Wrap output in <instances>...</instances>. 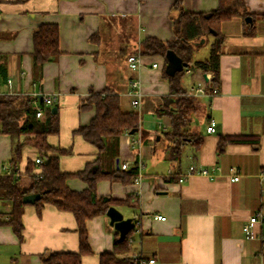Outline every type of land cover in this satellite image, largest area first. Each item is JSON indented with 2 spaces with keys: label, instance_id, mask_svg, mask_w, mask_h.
I'll use <instances>...</instances> for the list:
<instances>
[{
  "label": "crops",
  "instance_id": "0c3cea01",
  "mask_svg": "<svg viewBox=\"0 0 264 264\" xmlns=\"http://www.w3.org/2000/svg\"><path fill=\"white\" fill-rule=\"evenodd\" d=\"M177 4L188 13H208L218 9L219 0H0V74L12 79L14 95L58 97L51 108L57 109L59 132L47 141L67 151L60 155L63 172L76 174L96 161L108 171L124 163L129 168L144 164L138 182L104 179L96 186L98 198L113 199L125 219L140 222L129 251L118 257L143 256L154 264H264V244L247 239L243 231L264 208V0H245L248 16L221 24L219 93L196 97L200 108L191 124L202 135V145L198 151L185 145L180 161L171 162L165 139L171 119L158 112L176 97L165 75L167 61L142 55V67L133 71L127 56L141 53L146 38L175 40ZM43 24L58 26L60 54L37 69L33 34ZM154 62L159 68H152ZM187 75L185 71L181 84L188 93L206 80L202 70L190 73L189 82ZM131 79L141 84L137 108L128 95ZM105 90L120 95L124 110L139 113L140 128L107 139L110 151L100 153L75 131L96 116L95 105L88 102L91 92ZM0 94H7L5 86ZM211 119L216 133L209 134ZM221 135L240 136L242 141L228 144L219 154ZM26 138L21 136L20 142ZM15 144L9 134H0V176L10 166ZM36 159L40 150L25 144L20 173L32 162V173L39 174ZM190 166L208 169L213 176L194 175L179 182ZM236 175L239 180L232 181ZM67 186L76 192L89 188L76 177ZM11 210V202L0 199V264H42L45 252H79L78 226L70 212L51 204L38 212L34 203L26 204L19 239L5 223ZM87 229L92 254L82 264H100L101 253L113 252L118 232L107 215L88 220ZM254 230L264 237L260 226Z\"/></svg>",
  "mask_w": 264,
  "mask_h": 264
},
{
  "label": "trees",
  "instance_id": "16d2710c",
  "mask_svg": "<svg viewBox=\"0 0 264 264\" xmlns=\"http://www.w3.org/2000/svg\"><path fill=\"white\" fill-rule=\"evenodd\" d=\"M176 8L178 14L174 19L175 40L163 42L146 38L141 44L142 55L161 56L166 62V53L173 50L189 64L174 77L165 74L170 82L171 93L176 97L173 104L167 101L158 109L159 114L167 115L171 119V128L165 133L171 162L180 161L185 145L190 143L198 151L203 141L198 129L191 127L200 105L196 98L190 97L183 89L182 76L187 69L195 67L205 74L213 73L212 86L218 88L219 59L224 42V36L220 30L221 24L234 17L248 16L245 0H219L218 9L208 13H188L178 4ZM209 42L212 43L209 58L196 62L193 66V52L199 46ZM33 43L32 59L34 67L38 69L60 54L58 26L40 25L34 31ZM88 102L95 105L96 116L89 125L80 127L75 134L81 135L86 141L96 146L100 153L110 151L107 139L117 140L123 134L139 130V113L124 110L119 94L108 90L96 94L91 92ZM40 104L44 106L42 100ZM58 132L59 116L51 107L44 106V114L39 118L31 95L0 94V134H9L16 141L13 156L9 162L11 174L0 176V199L10 201L12 204L9 219L5 223L12 226L15 234L22 239V215L27 204L24 198L28 195H39L40 198L34 202L38 212L44 208L45 204H51L61 211L73 214L78 226L80 245L79 252L76 253L45 252L40 256L42 264H82L83 257L92 254L87 221L97 216L107 215L109 208L115 205V201L109 197H97V183L104 179L121 181L123 184L134 183L139 175V168L135 165L125 170L120 168L108 171L100 166L99 161H96L88 164L79 173H65L60 167V155L67 151L55 149L47 141L49 135L58 134ZM23 135L27 138L22 143L20 137ZM239 141H242L240 136L221 135L218 153H223L228 144ZM25 144L40 150V159L43 163L39 165L41 169L39 174L32 173L34 170L32 162L29 163L24 174L19 171L18 165ZM73 177L87 182L89 188L83 192L70 189L67 186V180ZM130 198L131 195L126 203L130 201ZM135 231L136 224L124 239H120L119 233H116L113 252L101 253L100 264H134V260L120 258L118 254L129 251L130 238Z\"/></svg>",
  "mask_w": 264,
  "mask_h": 264
},
{
  "label": "built area",
  "instance_id": "2783aa9c",
  "mask_svg": "<svg viewBox=\"0 0 264 264\" xmlns=\"http://www.w3.org/2000/svg\"><path fill=\"white\" fill-rule=\"evenodd\" d=\"M127 63L129 65V68L133 71L139 70L143 65V56L141 53L132 54L128 57ZM152 68L157 69L159 68V64L154 62L152 63ZM192 71L191 69H187L186 73L190 74ZM214 75L212 73L206 74V80L199 83L196 88L189 92L188 95L192 97H198V96H209L213 97L219 93L218 88H213L210 83L213 81ZM0 86L6 87V93L8 95H14L13 91V81L11 78L4 79L0 74ZM129 91L128 95L131 97V105L135 108L140 107V97H141V84L138 79H131L128 83ZM32 102L34 107L37 110V117L41 118L44 114V106L46 107H52L55 106L58 102V97L56 95H46L41 96L40 94H32L31 95ZM40 100L44 103V106L40 104ZM207 133H216V121L214 119H211L209 121V124L206 128ZM36 164L41 165L43 161L41 159H36ZM139 168V175L135 182H138L142 179L141 175V169L143 168L144 164L142 162H139L137 164ZM129 166L127 163H124L121 165V169L125 170L128 169ZM6 174H11V168L10 166L5 167ZM194 175H201V176H209L212 177L213 175L210 174L208 169L205 168H196L195 166H190L188 172L185 175H182L180 177L179 182H184L187 178L194 176ZM18 176V175H17ZM232 181H238L239 176L236 175L232 179ZM156 219L165 220L162 216H155ZM136 227L140 225V222L137 221ZM255 226H260L262 229H264V208L261 209L257 214L253 215L250 220L244 225L243 231L246 235L247 239H260L262 243L264 244V237L262 234H257L255 232L254 228ZM133 242V238H130V243ZM134 260V264H154L155 260L150 259L146 260L143 256L136 257Z\"/></svg>",
  "mask_w": 264,
  "mask_h": 264
},
{
  "label": "water",
  "instance_id": "95a60500",
  "mask_svg": "<svg viewBox=\"0 0 264 264\" xmlns=\"http://www.w3.org/2000/svg\"><path fill=\"white\" fill-rule=\"evenodd\" d=\"M247 20L250 19L248 18ZM166 61L165 73L170 77H174L177 73L182 72L189 66V64L184 62L173 50H169L166 53ZM53 111L57 112V109L54 108ZM136 132L137 131H132L130 134H135ZM39 198V195H28L24 198V202L27 204L34 203ZM107 216L110 218L111 226L119 233L120 239H124L131 229L135 227V223H133L131 219H125L124 215L114 206L109 208Z\"/></svg>",
  "mask_w": 264,
  "mask_h": 264
},
{
  "label": "rangeland",
  "instance_id": "374dc122",
  "mask_svg": "<svg viewBox=\"0 0 264 264\" xmlns=\"http://www.w3.org/2000/svg\"><path fill=\"white\" fill-rule=\"evenodd\" d=\"M210 50H211L210 44H203V45L199 46V48L193 52V60L196 62H201V61L207 59L210 55ZM194 64L195 63L193 62V66H194ZM199 70L200 69H197L195 67L191 69L192 72H199ZM189 75L190 74H188L187 77L185 78V80L188 82H189ZM187 85H189V84H187Z\"/></svg>",
  "mask_w": 264,
  "mask_h": 264
}]
</instances>
